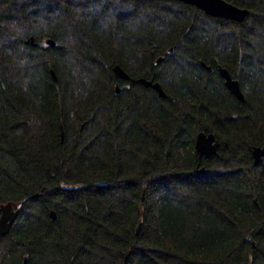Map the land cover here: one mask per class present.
<instances>
[{"label": "trees", "instance_id": "16d2710c", "mask_svg": "<svg viewBox=\"0 0 264 264\" xmlns=\"http://www.w3.org/2000/svg\"><path fill=\"white\" fill-rule=\"evenodd\" d=\"M225 1L0 0V264H264V0Z\"/></svg>", "mask_w": 264, "mask_h": 264}, {"label": "water", "instance_id": "95a60500", "mask_svg": "<svg viewBox=\"0 0 264 264\" xmlns=\"http://www.w3.org/2000/svg\"><path fill=\"white\" fill-rule=\"evenodd\" d=\"M186 4L196 6L198 9L202 10L206 15L215 18H224L233 20L236 22H242L243 19L248 15V10L246 8L237 7L225 0H178ZM26 44L36 45V41L33 36H30L26 41ZM44 44L46 46H55V41L51 38L44 39ZM171 50V49H170ZM162 57H159L156 62H160ZM204 65V64H203ZM209 69V67H207ZM220 77L224 81V86L237 97L240 101L244 102V95L241 91L238 80L232 78L228 70L222 66L217 67ZM112 72L116 80H129L132 78L119 66L114 65L112 67ZM52 79L55 81V75L51 72ZM137 82L141 83L145 87L152 88L157 92L159 96H164L163 89L158 82L153 79L138 78ZM115 93H118L120 87L118 84L115 85ZM64 133L62 127H60V137L63 138ZM219 147V142L215 135L212 133L198 132L194 140V150L197 154V159L200 160L202 157L209 158L213 155H217V149ZM264 157V146H255L251 149V158L253 165H257L262 161ZM197 175H204L207 170L203 167H198L194 171ZM38 194H34L33 197H37ZM19 209L12 202H7L0 204V236L5 235L10 230L12 224L14 223ZM49 217L51 220L55 219V213L53 211L49 212ZM137 228L136 232L138 231ZM26 260L24 259V262ZM208 264H221L217 262H209Z\"/></svg>", "mask_w": 264, "mask_h": 264}, {"label": "rangeland", "instance_id": "374dc122", "mask_svg": "<svg viewBox=\"0 0 264 264\" xmlns=\"http://www.w3.org/2000/svg\"><path fill=\"white\" fill-rule=\"evenodd\" d=\"M44 39H46V38H44ZM44 39L40 40L39 42L42 43V44H44Z\"/></svg>", "mask_w": 264, "mask_h": 264}]
</instances>
